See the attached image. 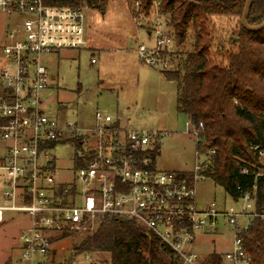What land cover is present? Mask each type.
<instances>
[{
  "label": "built area",
  "instance_id": "2783aa9c",
  "mask_svg": "<svg viewBox=\"0 0 264 264\" xmlns=\"http://www.w3.org/2000/svg\"><path fill=\"white\" fill-rule=\"evenodd\" d=\"M134 1L135 19H150L148 32L154 39L152 45L139 43L136 51L142 62L164 70L167 63L160 54L174 44L173 30L158 17L157 0L151 17L140 0ZM0 11L23 16L0 39V222L5 211L29 218L11 264H52L57 236L92 231L104 217L132 219L146 227L180 264H254L243 232L257 216L264 219V211L258 212L252 194L240 195L235 200L243 202L240 206H219L216 201L197 206L195 184L206 177L203 171L214 148L196 149L202 158L189 180L181 170L156 167L153 151L160 149L159 131L122 126L101 109L95 112L93 127L73 120L60 124L44 110L43 92L52 76L41 56L86 47L84 5L0 0ZM188 125L197 141L196 127L190 120ZM72 138L81 139L78 156L83 163L74 179L61 180L48 151ZM258 154L264 164V150ZM227 225L232 238L226 251L190 247L199 232L223 233ZM85 256L91 259L88 252Z\"/></svg>",
  "mask_w": 264,
  "mask_h": 264
},
{
  "label": "rangeland",
  "instance_id": "374dc122",
  "mask_svg": "<svg viewBox=\"0 0 264 264\" xmlns=\"http://www.w3.org/2000/svg\"><path fill=\"white\" fill-rule=\"evenodd\" d=\"M134 0H108L104 8L84 5L87 34L96 49H62L41 56L55 78L43 92L44 110L65 123L75 121L81 127L95 126L97 109L109 113L114 120L127 118L130 129L159 131L160 149L155 165L162 170H193L198 161L196 137L190 132L188 118L177 107V82L162 77L156 66L141 61L136 49L139 43L152 45L150 19H135ZM151 9V8H150ZM150 9L146 15L153 14ZM159 18L170 25V14ZM22 14L0 11V39L6 30L22 19ZM239 16H210L208 26L214 36L212 58L225 63V52L232 44L229 36L237 33ZM171 27V26H170ZM194 30L189 28L182 45L176 42L161 51L160 57L174 68L185 51L192 50ZM94 59V61H93ZM193 129V127H192ZM49 155L56 159L59 179L75 178L78 147L73 142L57 144ZM197 206L203 208L216 201L219 206H240L211 177L199 178L195 184ZM29 223L24 213L5 211L0 222V264H11L19 252L20 233ZM97 225H95L96 227ZM90 231L74 232L52 243V264H109L110 253L77 251L76 246ZM232 232L227 225L223 233H198L190 247L200 252L211 249L226 251Z\"/></svg>",
  "mask_w": 264,
  "mask_h": 264
},
{
  "label": "trees",
  "instance_id": "16d2710c",
  "mask_svg": "<svg viewBox=\"0 0 264 264\" xmlns=\"http://www.w3.org/2000/svg\"><path fill=\"white\" fill-rule=\"evenodd\" d=\"M44 1L100 8L108 3V0ZM140 1L141 7L148 11L156 0ZM157 1L159 10L170 14V26L178 45L187 39L189 28L194 30L192 50L183 52L174 68L161 72L177 82V107L197 129L196 149H215L204 174L234 200L250 192L258 212L264 211V164L258 154L259 149L264 150V28L249 30L242 25L246 0ZM215 15L240 17L237 33L229 36L232 46L226 50L223 64L212 58L214 36L208 20ZM247 20L251 25L264 22V0H252ZM80 141L72 138L67 142L79 148ZM157 153L158 147L153 156ZM82 163L77 155L75 166ZM182 174L193 179L192 171ZM62 236L65 234L56 238ZM243 237L254 264H264V219L257 216ZM76 250L109 252V264H180L175 253L152 231L127 218L100 219Z\"/></svg>",
  "mask_w": 264,
  "mask_h": 264
},
{
  "label": "water",
  "instance_id": "95a60500",
  "mask_svg": "<svg viewBox=\"0 0 264 264\" xmlns=\"http://www.w3.org/2000/svg\"><path fill=\"white\" fill-rule=\"evenodd\" d=\"M251 4H252V0H246V4H245V7H244V10L242 12V15H241V23L242 25L246 28V29H249V30H260L262 28H264V22L260 23V24H256V25H251L248 23V14H249V11H250V8H251ZM234 40H238V37H234ZM121 125L122 126H125L123 125L125 122V120H121Z\"/></svg>",
  "mask_w": 264,
  "mask_h": 264
},
{
  "label": "crops",
  "instance_id": "0c3cea01",
  "mask_svg": "<svg viewBox=\"0 0 264 264\" xmlns=\"http://www.w3.org/2000/svg\"><path fill=\"white\" fill-rule=\"evenodd\" d=\"M86 34H87V30H86ZM86 38H87V45H86V47L84 48V49H86V48H93V49H96L97 48V46H94L92 43H91V41L89 40V37H87L86 36ZM83 49V48H82ZM161 72V71H160ZM162 73V77H164V78H167L164 74H163V72H161ZM51 76H52V80L55 78V76L53 75V74H51ZM168 79V78H167ZM171 80V79H170ZM121 120H125V122H123L124 124L123 125H125V126H127V124H128V120H127V118H122ZM121 120H120V122H121ZM122 123V122H121ZM181 171H190V170H181Z\"/></svg>",
  "mask_w": 264,
  "mask_h": 264
}]
</instances>
